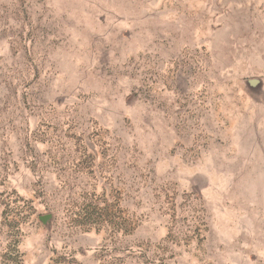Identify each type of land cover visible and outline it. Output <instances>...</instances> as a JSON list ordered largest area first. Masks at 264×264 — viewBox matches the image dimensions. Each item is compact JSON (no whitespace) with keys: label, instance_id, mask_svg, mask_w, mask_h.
Returning <instances> with one entry per match:
<instances>
[{"label":"rangeland","instance_id":"rangeland-1","mask_svg":"<svg viewBox=\"0 0 264 264\" xmlns=\"http://www.w3.org/2000/svg\"><path fill=\"white\" fill-rule=\"evenodd\" d=\"M0 264H264V0H0Z\"/></svg>","mask_w":264,"mask_h":264}]
</instances>
